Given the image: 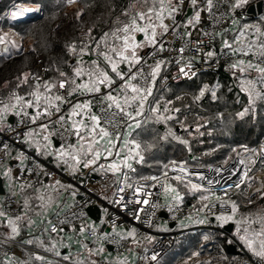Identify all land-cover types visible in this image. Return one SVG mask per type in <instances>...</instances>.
Wrapping results in <instances>:
<instances>
[{
	"label": "built area",
	"instance_id": "2783aa9c",
	"mask_svg": "<svg viewBox=\"0 0 264 264\" xmlns=\"http://www.w3.org/2000/svg\"><path fill=\"white\" fill-rule=\"evenodd\" d=\"M234 3L235 0H213V7L210 11L207 10L201 33L196 38L189 36L185 28L188 11L192 8L191 0H184L175 18H165L164 22L169 25L168 32L164 33L156 44H150L147 49H144L139 55L140 62L131 66L132 72L142 74L137 77L135 83L141 87L152 85V94L145 103L151 100L158 81L163 87L185 83L194 80L198 74L205 71L219 72L224 68H231L230 66L241 58L246 62L253 60L254 63L264 65L262 56L253 57L249 54L242 57L240 54L233 55L230 50L222 51L219 47V40L230 18L231 5ZM73 4L69 7L70 11L79 9L76 6L73 8ZM15 37L20 43L19 49L23 51L29 50L33 44L32 39L23 40L16 35ZM181 48L184 49L183 52L180 51ZM208 51L214 52L215 55L207 57L205 53ZM157 61L163 62L161 67L170 64L173 68L162 79L159 80L158 74L153 81L151 69ZM37 64L40 70L30 75L32 82L39 81L37 77L44 79L49 73V68L41 59ZM180 68H184L188 75L182 74ZM128 71L129 67L125 73L127 74ZM193 72L196 73L195 76L192 75ZM111 75L116 83L111 89L105 88L101 93L82 92L69 96L67 85L65 89H59L57 85L58 95L64 97L57 103L59 111L56 107L48 115L38 117L35 122L32 121L31 116L23 114L20 105L16 102L8 105L9 107L16 105L14 108H9L14 110L15 118L12 124L0 121V165L9 164L13 153L21 159V162L13 165L7 180L4 179L5 194L2 195L4 216L12 217L20 214L23 202L20 187L33 186L45 180L51 184L69 187L77 196L70 206L61 209L50 219L46 226V233L49 235H58L66 229L83 227V233L89 242L111 248L116 255L126 258L129 264H159L187 235L196 232H217L225 235L229 242L235 244L239 252L226 264H262L259 258L247 252L232 234L224 229V225L216 219V216L222 213L231 214V204L225 203L221 207V201H232L238 192V184H244L251 177L252 172L264 158V150H262L264 140L256 148L247 150L238 157L243 161L248 172L244 179H242L240 166L232 167L228 172H225L222 166H212L214 172L210 174L205 171L207 167L203 165L190 167L176 162L169 163L161 174L139 175L145 160V155L141 153L143 160L135 156L133 162L128 164L131 167L126 166L119 172H106L98 177L88 173L80 178L74 173L46 162L36 150L27 146L25 132L40 131L44 129L41 125H45V128L49 130L54 129L62 146L70 148L69 145L75 143L77 136L73 129L72 107L85 100L91 102L95 114L101 117V126L113 133V140L116 139V132L121 134L127 132V125L131 121L127 120L115 107L107 110V102L102 100L103 94L108 91H112L113 94L119 92V85L122 82L114 74ZM43 93L47 95L45 91ZM137 106L134 103L128 110L134 112ZM3 107L4 105L0 106V108ZM101 108L106 111L102 112ZM16 112H20V115H16ZM113 113L115 116L112 115ZM143 115L136 119L141 120ZM108 120L111 122L106 123ZM128 139L130 140V136ZM128 147L132 148L134 145L130 144ZM181 168L184 171H181ZM176 177L205 188L209 192L207 195L209 200L205 204L207 207L204 205L196 210L192 204L185 201L182 194H180L182 199L178 201L174 199L175 192L165 191L167 185H171L177 191L173 184ZM252 179L257 185L259 182L264 183V171L255 173ZM138 188L139 192H137ZM217 197L220 199L217 200ZM145 199L148 200L147 204L143 203ZM93 207L99 208V218L94 219L90 216L88 210ZM54 227L56 231H52ZM132 229H135L134 237L128 235ZM18 244L17 241L4 236L0 225V264H17L15 261L9 262L8 256L11 249ZM129 255H133L132 260ZM153 256L156 258L152 259ZM222 258V256L218 257L219 260ZM211 260L212 257L209 255L196 253L185 264H209Z\"/></svg>",
	"mask_w": 264,
	"mask_h": 264
},
{
	"label": "trees",
	"instance_id": "16d2710c",
	"mask_svg": "<svg viewBox=\"0 0 264 264\" xmlns=\"http://www.w3.org/2000/svg\"><path fill=\"white\" fill-rule=\"evenodd\" d=\"M74 1L82 7L79 18L76 16L78 11L69 10L72 3L69 4L68 0H0V38H3V42L0 43V106L15 103L16 95L35 103L30 93L36 89V85H41L39 91L43 93L45 91L43 82H57L62 79L59 75L61 71L71 77L72 68L76 66L77 60L83 62L86 73L91 68L90 62L93 60H96L102 69L109 71L103 57L97 54L96 41H100L105 32L109 33L106 41L100 43L99 51L108 52L115 58L111 47L119 48L122 41L115 40L111 33L117 28H122L124 23L130 22L131 17L135 15L136 6L145 9L149 6V2L146 4L144 0ZM129 5L135 7L130 8ZM29 7L34 10V14L23 11ZM16 10H20L22 14L14 17L11 13ZM125 10L128 11V15H124ZM89 29L92 30L90 36ZM8 32H13L23 40L32 39L33 44L27 51L17 48L14 52L7 48L6 52H3L1 47L5 45L4 38ZM73 42L77 54L70 52L67 47ZM82 47H85L83 54L80 52ZM40 59L49 68V73L44 79L39 78V81L32 82L30 75L39 72L40 66L37 62ZM119 67L125 72L128 65L125 62ZM172 68L170 64L163 65L159 72V80L168 75ZM233 70L224 68L219 72L205 71L192 81L167 87H163L158 81L148 113L141 121L140 127H135L130 132V140L139 143V152L145 155L139 175L161 174L171 162L186 163L190 167L200 165L225 167L233 163L243 152L256 148L264 140V98H258L254 93V103L249 105L248 95L241 91L240 87L241 80L248 75L239 77ZM24 73L29 74L27 82H24ZM87 79L85 74L77 79V83ZM205 84L209 85V88L205 90L204 96L196 100L195 97ZM216 85L219 87H214ZM261 85L258 84L255 89L264 93ZM67 86L68 89L71 87ZM56 89L57 87L51 93L55 94ZM213 90L216 92L215 99L211 95ZM154 107L159 109L157 113L151 111ZM165 107L170 111L164 112ZM245 107L249 108L248 113L243 117L237 116ZM177 108L179 112L174 111ZM158 115L173 118L158 121ZM169 130L180 137V140L175 139L173 135L166 136ZM181 140L187 143H182ZM190 156H193L194 160H191ZM259 171H264V158L252 172L251 178ZM250 179L240 187L241 190L232 201L240 208L241 214L248 211L249 214L246 215L253 218L256 215H264V198H259L256 203L252 202L255 196L250 195L248 191L254 182ZM173 184L194 209L199 210L205 205L204 200H201L203 193L206 197L209 194L205 188L193 190L192 183L185 180L174 179ZM250 201L253 204H247ZM205 236L208 239H205ZM197 241L206 245L202 249L203 253L200 252L202 255H213V261L209 264H226L234 257L225 253L228 238L217 232L189 234L173 249L182 251V257L189 258L198 249ZM222 246L225 247L224 253L215 254ZM219 256L223 258L219 260ZM164 262L162 264H166Z\"/></svg>",
	"mask_w": 264,
	"mask_h": 264
},
{
	"label": "snow or ice",
	"instance_id": "6c2138e0",
	"mask_svg": "<svg viewBox=\"0 0 264 264\" xmlns=\"http://www.w3.org/2000/svg\"><path fill=\"white\" fill-rule=\"evenodd\" d=\"M74 0H68V3H73ZM248 0H235V3L231 5L232 9L235 8H241L243 7ZM145 3H147V0H145ZM184 4V0H178L177 3H173V0H159V7L157 8L155 4L152 6H149L147 8V13L144 11H136L135 15H133L130 19L129 23H124L122 28H117L113 30L111 33L112 36L115 38V40L122 41V44L119 48L112 46L111 52L115 53V58L111 56L108 52H100L99 47L100 43L102 41H106L109 33L105 32L103 36L100 38V41H96L97 44V54L99 56H102L104 61L107 63V65L110 67L111 72L115 75V77L119 78V80L122 82L119 85V92L117 94H113L112 91H108L107 93H104L102 96V100L107 102V110H111L113 107H115L119 113H122L127 120L131 121L132 123H129L127 125L128 128H132L133 125L135 127H140V120L136 119V117H139L143 114L144 111V104L147 101L148 97L152 94V85L149 84L147 87H141L139 84L135 83L134 81L137 80L138 76H141L142 74L140 72H132L131 66L134 64H138L141 60V57L137 54V49L144 46V43L148 44H156L157 43V29H161L164 33L168 32L169 25L166 24L165 21V12L167 13L168 18H174V14L177 13V11L182 7ZM191 5L196 6L197 0H191ZM130 8H134L135 5H129ZM213 7V0H207V9L210 11ZM23 11H32V9H24ZM82 11V10H81ZM22 14L20 10L13 11L11 13L12 16H18ZM80 11L76 13L77 18L80 17ZM124 15H128V11L125 10ZM153 15L155 16V20L158 21V23L153 22ZM200 12L195 11L194 14L187 20L188 25H194L195 23H198L200 20ZM145 19L148 20L147 24L141 25L138 21H144ZM264 19V18H262ZM236 21H233L235 23ZM252 26L245 24L244 28L248 29ZM91 29L88 30V35L91 34ZM255 31L259 33L260 35H264V32L261 31L259 27L255 28ZM123 33V35H118V33ZM136 33H142L144 40L138 41L136 38ZM190 35V33H189ZM219 35V33H218ZM243 35V30L240 31V34L236 37V39L230 43L227 39L223 40L222 48L229 49L233 55L240 54L243 56H248L251 54L253 57L259 55L264 57V43H256V41H253L252 43H249L247 45V50L243 48H233V43H239L240 42V36ZM3 42V38H0V43ZM256 49H259V52L254 51V46ZM107 46V45H106ZM13 47H18V45L13 44ZM70 52L75 53L76 47L75 43L67 45ZM86 47V46H85ZM85 47H82L80 49V52L83 54L85 52ZM181 52L184 51L183 48L180 49ZM207 57H212L215 55L214 52L208 51L205 53ZM127 63L129 65V71L126 74L125 72L120 70L119 65L121 63ZM91 68L85 72V68L83 67V62L81 60H77L76 66L72 68L73 75L71 77H68V75L61 71L59 73L60 77L62 79H59L57 82H50V81H44L43 87L46 93H51L53 89H55L58 85L59 89H65L66 85H71L68 89V95L71 96L76 91H83L86 93H101L102 92V86L104 88L111 89L112 86L116 83V80L113 79V76L109 74L108 71L102 69L99 65V63L96 60H93L90 62ZM162 61H157L155 66L151 69V78L154 81L156 76L159 74L161 69ZM188 67L190 68L191 65L189 64ZM231 68L236 69L239 71V73L244 76L245 73H247L249 70H255L259 74V82L264 84V65L260 63H254L253 60H248L247 62L241 58L237 60V62L233 63ZM180 72L184 74L185 76L188 75L187 72H185L184 68H180ZM87 75L88 79L86 81L81 80V82L77 83V79L83 77L84 75ZM195 72L192 73L193 76H195ZM28 73H24V82H27ZM37 79H39L37 77ZM257 83L256 80L253 79H247L244 78L240 82L241 91H244L248 95V103L249 105H252L254 103L253 101V94L255 93V96L258 98H264V93L260 91H256L255 84ZM41 87L40 84L36 85V89L30 93L32 97H34L35 105L33 104V100H25L24 97L16 95L15 100L16 104L20 105L21 111H23V114L25 116H28L29 113L27 111H24L25 107L31 108L35 106L37 109L40 108V100L41 96H44V100L46 103L51 104L53 100L55 101H62L64 97L62 95H55L54 97L51 95H44L39 91V88ZM214 87H219V85H216ZM209 88V85L205 84L199 91V95L195 97L196 100H199L202 96L205 94V90ZM131 93V94H129ZM212 98H216V92L213 90L211 92ZM179 99V97H178ZM137 104L138 106L135 108L134 112L129 111L128 109L131 108L133 104ZM16 105H12L14 108ZM57 111H59V106L57 105ZM9 110L8 105H4L3 108H0V120L4 119V113ZM80 110V111H78ZM101 111H106V109L101 108ZM151 111L153 113H157L159 111L158 108H152ZM170 110L165 107L164 112H169ZM174 111L179 112L180 110L177 108ZM249 108L245 107L243 111L238 112L237 116L243 117L246 113H248ZM48 109H44V113H47ZM81 112H84L88 115V119L91 121L90 125H87L84 123L83 120L79 122L73 123V129L75 130V133L77 137L80 140L85 139L84 136L80 135L81 130L85 131L88 136L91 137V139L88 141V151L92 153L93 158L86 160L84 162V167L87 168L89 165L94 164L97 159L101 156V151L99 149H94L93 145L97 144L99 140H107V144L109 145L108 148H105L104 151L108 153V155H111V148L115 147V144L113 142L112 136L113 133L109 132V130L103 126H101V117L91 112V102L88 100H85L83 103H76L72 107L71 115H80ZM16 115H20V112H16ZM41 115V112L37 111L34 115H32L31 119L33 122L36 121V119ZM115 116V113L112 114ZM172 116H164V115H158L157 120H169L172 119ZM61 119H64V117H61ZM111 120L106 121V123H110ZM11 127V125H9ZM42 128H45V125H41ZM25 138L27 140L29 133L25 132ZM131 135L129 132L123 133L124 137V145L122 147H127L128 145H134V147L129 148V155L125 156L123 158L122 163H124L125 166L131 167L127 164V160L130 158V156L135 153L136 156H139L140 160H143L144 157L140 155V152L138 151L140 148V144L137 143L135 140H129L128 137ZM167 135H173L175 139L180 140V137L175 136L174 133H172L171 130H169L166 133ZM116 139L121 138V133L116 132L115 133ZM99 137V140H98ZM165 137H161V139H164ZM45 140H48V137H44ZM182 143H187V141L181 140ZM7 147V145H5ZM70 148H74L73 145H69ZM61 149H63V146L61 145ZM61 149H57L55 154L58 157H64V156H70L71 159H73L76 164L78 165L80 161V157L78 154L73 155L72 153H69L67 151H63ZM43 149L41 148L40 144L37 143L36 145V151L39 153ZM247 150V149H245ZM264 150V149H262ZM77 153L79 150H75ZM235 151V149H233ZM119 155V153H117ZM243 162V161H241ZM103 167V166H102ZM109 169L113 172L119 171L120 164H117L116 162L111 163L109 166ZM29 171H31L29 169ZM181 171H184L183 168H181ZM7 175V173H5ZM151 179H156V177H151ZM177 180L180 179V177H176ZM59 183V181H57ZM193 190L198 189L200 186L197 184L191 185ZM123 191V189H121ZM140 189H137V192H139ZM165 191H171L175 192L174 199L181 200L180 193L176 191L175 188H173L171 185H167L165 187ZM257 192L260 193V195L264 196V191H261V189H257ZM42 200L43 197H40ZM208 197L202 196L201 200H207ZM220 197H217V200H219ZM139 202V201H138ZM251 202V201H250ZM144 204L148 203V200L145 199L143 201ZM225 203L231 204V214H225L222 213L218 216H216V219L220 221L222 224L227 223L230 220H233L235 213L238 210V206L234 201H221V207ZM28 201L25 200V205L27 206ZM207 207V205H205ZM4 212H0V216H4ZM138 218V217H137ZM21 219L20 216L15 217L14 219L9 218L8 225L11 228L12 234L19 235V227L16 224L15 221H19ZM31 223V221H29ZM203 223V221H201ZM259 224V230H250L249 227H244L241 230V224ZM237 224V235L239 240L247 247V249L252 253L253 256L260 259L262 264H264V215L257 216L254 220H249L248 217H244L243 221H236ZM52 231H56V228L54 227ZM81 232L84 231V228L82 227L80 229ZM93 231H95L93 229ZM129 236L135 235V229H132L128 233ZM205 239H208L207 236H205ZM257 239L259 240V245L257 247ZM28 243H31V241H28ZM53 248H55V245H53ZM51 251L52 249H48ZM98 251H103V248L99 249ZM92 249H89V253L91 254ZM57 256H60V252H56ZM156 257L153 256L152 259H155ZM37 260H44V257L37 255ZM64 260L70 259L69 255H65L63 257ZM49 264L51 262L49 261ZM77 264H84V261H78ZM91 264H96V261H91Z\"/></svg>",
	"mask_w": 264,
	"mask_h": 264
},
{
	"label": "crops",
	"instance_id": "0c3cea01",
	"mask_svg": "<svg viewBox=\"0 0 264 264\" xmlns=\"http://www.w3.org/2000/svg\"><path fill=\"white\" fill-rule=\"evenodd\" d=\"M261 1L263 2L262 7H264V0H248V2L243 7L232 9L230 13V18L227 21L226 27L224 28V31L222 33V37L219 40V47L222 51L229 50L226 48H222L223 40L227 39L230 43H232L236 39V37L240 34L241 30H243V35L240 36V42L233 43V48L239 47L247 50V45L249 43H252L253 41H256V43H264V35H260L255 31V28L259 27L261 31L264 32V19H262L264 18V14L260 15L257 12V14L254 15V17L246 14L247 8L251 4H258ZM148 2H149V6L155 4L157 8L159 7V0H147V3ZM177 2L178 0H173V3H177ZM77 5L79 7V10L81 11L80 9L81 5L80 4ZM192 9L193 11L190 15H188L187 20L194 14L195 11L200 12L201 14L200 20L198 23H195L194 25H188L185 28L188 35L190 33L189 36L196 38L201 33L204 24V16L208 10L207 0H197V5L192 6ZM136 11H144L145 13H147V8L146 9L142 8V10L141 8H136ZM176 16L177 14L175 13L174 18ZM167 17H168L167 13L165 12V18ZM187 20L185 21V25L187 24ZM247 20H250L251 22ZM233 21L236 22L233 23ZM138 22L141 25H144L148 23V20L145 19L144 21H138ZM153 22L158 23V21L155 20L154 15H153ZM245 24L250 25L252 27L245 29L244 28ZM157 32L158 35L156 39L158 40L160 37H162L164 32L161 29H157ZM8 33L14 34L13 32H8ZM135 35L138 41L144 40L142 33H136ZM149 46L150 44L145 42L143 47L137 49V54L140 55L141 52L144 49H147ZM253 47H254V51L259 52V49H256L255 45ZM110 71L111 69L109 67V71H108L109 74L110 75L113 74ZM249 71L250 72L253 71V73H255L256 75L258 74L255 70H249ZM104 90L105 88L102 86V91ZM76 92L82 93L83 91L78 90ZM115 94L117 93H114V95ZM47 95H51L54 97L55 95H58V93L57 92L55 94L47 93ZM40 102L41 103L39 109L33 106L31 108L25 107L24 110L27 111L29 113V116L31 117L37 111L41 112L40 116H46L50 113V111H54L56 109V105L58 103V101L53 100L51 104H48L45 102L44 96H42ZM33 104L35 105V103ZM45 108L48 109L47 113H44ZM13 112H14L13 109H10L9 112H5L4 119L0 121L2 123H10L9 119L11 116H14ZM91 112L95 114L94 108L92 106H91ZM73 118H74V122H79L83 120L85 124L87 125L91 124V121L88 119V115L85 114L84 112H81L80 115H74ZM133 128H135V125H133L132 128H128L127 132L130 133L131 130H133ZM123 133L121 134L120 139L113 140L115 147L111 148V152H112L111 155H108V153L104 151L105 148L109 147V145L107 144V140L106 139L99 140L98 137L99 142L97 144H94L93 148L99 149L102 154L94 164L89 165V167L87 168L84 167V162L86 160L92 159L93 155L91 152L88 151V141L91 139V137L88 136V134L83 130H81L80 135L84 136L85 139L80 140L76 136V141L73 144L74 148H66L63 146V149H61L62 144L57 139L54 129L49 130L47 128L41 129L40 131L32 130L29 133L27 140H25V143L27 144V146L34 148V150H36V145L37 143H39L43 150L37 153L40 155L42 159H44L46 162L52 164L55 167L66 170L67 172L74 173L80 178L88 173H92L95 177H98L103 173L113 172L108 167L113 162L120 164L119 171L123 170L126 167L124 163H122V161L125 156L129 155L130 147L128 146L122 147V145H124L125 142ZM45 136L48 137V140L44 139ZM57 149L67 151L69 153H72L73 155L78 154L81 162L77 165L76 162L70 158V156H64L62 158L58 157L55 154ZM75 150H79V152L77 153ZM117 153H119V155H117ZM135 156H136L135 153H133L130 156V158L127 160V164L132 163ZM19 162H21V159L18 158V156H16L13 153V155L11 156V162L9 164L0 165V178L6 179L8 177L11 167ZM5 173H7V175ZM238 185L239 188L237 191L241 190L240 187L243 184L241 183ZM29 187L30 186L20 187V194L22 196L23 202L21 206V212L17 216H20L21 219L19 221H15L20 230L19 235L14 236L11 232V228L8 225L9 218L14 219L17 216H12V217L0 216V225L2 226L4 236L19 243L18 245L14 246L11 249V252L8 256L9 262L15 261L17 264H49L50 261L51 264H61V263L77 264L78 261H84V264H91V261H96V264H126V263L129 264L128 263L129 261L127 262L126 258H122L116 255L112 251V249L94 245V242H89L86 239L84 233L81 232L80 229L78 228L63 230L58 235L47 234L46 226L49 223L50 219L61 209L70 206L74 201V199L77 198V196L71 188L66 186L51 184L45 180L38 182L37 184H35L33 188H29ZM257 189H261V191H264V183L258 184L254 188L249 187V191H248L249 194L253 195V197L255 196L254 201H252L253 203H256V201L259 198H264V196L260 195V193L256 191ZM203 195L205 196L204 193ZM40 197H43V199L41 200ZM25 200L28 201L27 206L25 205ZM253 203L248 202L247 204H253ZM240 211H241L240 208H238L237 212L234 215L233 220H230L227 223H224L223 225L224 226L230 224L233 225V232L231 233L232 236L242 247H244L247 250V252H249L252 255V253L238 238L236 221H243L244 217L246 216L248 217L249 220H254V218L246 215L249 214L248 211L247 212L244 211L242 212V214ZM0 212H2L1 195H0ZM29 221H31V223H29ZM244 227H249L250 230H259L258 223L251 225L242 223L241 230ZM199 239L202 240L201 238ZM28 241H31V243H28ZM199 241H197L196 244V247H198V249L195 251V253L193 252L189 258L182 257L183 256V254H181L182 251H177L173 249L168 252V254L162 259L160 264H162L163 261H165L164 263L166 264H185L194 254L200 252L203 253L202 249L205 248L206 245L205 243L200 244ZM228 244H231V242L228 241L227 245ZM53 245H55V248H53ZM258 245H259V240L257 239V247ZM101 248H103V251H98ZM48 249H52V250L49 251ZM89 249H92L91 254L89 253ZM224 249L225 247L222 246L220 250L215 252V254L218 253V255H220L221 253H224ZM57 251L60 252V256L56 255ZM225 253L230 257L234 255L228 252L227 247ZM37 255L44 257V260L43 261L37 260L36 259ZM65 255H69L70 259L64 260L63 257ZM209 256L212 257L213 255H209ZM129 257L131 260L133 259V255H129ZM61 261H65V262H61ZM211 261H213V257Z\"/></svg>",
	"mask_w": 264,
	"mask_h": 264
},
{
	"label": "water",
	"instance_id": "95a60500",
	"mask_svg": "<svg viewBox=\"0 0 264 264\" xmlns=\"http://www.w3.org/2000/svg\"><path fill=\"white\" fill-rule=\"evenodd\" d=\"M263 6V2H259L258 4H251L248 8H247V12L246 14H248L249 16H252L254 17V15L257 14V12L262 15L264 14V7ZM193 9L190 8L189 11H188V15H190L192 13ZM141 37V36H140ZM9 122L12 124L14 122V116H11L10 119H9ZM235 166H240V169H241V172H242V179H244L247 175H248V172L247 170L245 169V165L243 162H241V159H236L233 163L225 166V167H222L223 170L225 172H228L232 167H235ZM205 171H208L210 174H213L214 172V168L213 167H207L205 169ZM239 183V182H238ZM5 194V188H4V179L3 178H0V195H4ZM90 216L92 218H99V208L97 207H93V208H90L88 210ZM172 227H174V224H172ZM224 229L228 232V233H232L233 232V225L230 224V225H227V226H224ZM111 249V248H110ZM227 249H228V252L230 254H234V255H238L239 252L237 251V248H236V245L235 244H228L227 245Z\"/></svg>",
	"mask_w": 264,
	"mask_h": 264
},
{
	"label": "rangeland",
	"instance_id": "374dc122",
	"mask_svg": "<svg viewBox=\"0 0 264 264\" xmlns=\"http://www.w3.org/2000/svg\"><path fill=\"white\" fill-rule=\"evenodd\" d=\"M75 3H77L76 1H74ZM73 2V3H74ZM72 3V4H73ZM73 4V8H75V6L77 5V4H79V3H77V4ZM71 4V5H72ZM76 7H78V5L76 6ZM136 8H141V10H142V8H144V7H142V6H136ZM28 9H31L30 7L28 8ZM73 11H75V12H77V11H80L79 9H73ZM27 13L28 14H34V10H32V11H27ZM251 20V19H250ZM250 20H247V21H249V22H251ZM253 20V19H252ZM4 41H5V44H7V45H4L3 47H1L2 49V51L3 52H6V49L7 48H11L12 49V51H14V50H17V48H21L20 47V43H19V41H18V39L15 37V35L14 34H12V33H8L6 36H5V38H4ZM13 44H15V45H18V47H13ZM8 46V47H7ZM234 71V73H236V75L237 76H239V77H241L240 75V73H239V71L238 70H236V69H234L233 70ZM246 75H248V76H245L244 78H247V79H250L249 78V76H252V77H256V78H253V80H256L257 81V83H256V85L255 86H258V84L259 85H261L262 83H260L259 82V80H258V78H259V75L257 74H255V73H253V71H248L247 73H245ZM262 87H263V89H264V84H262L261 85ZM77 93V92H76ZM149 104H150V101L149 102H147V103H145V108H144V111H143V117H142V119L140 120V122L145 118V116H146V114L148 113V110H149ZM26 140V139H25ZM30 147V146H29ZM30 148H32V147H30ZM34 149V148H33ZM192 158H190L191 160H194L193 158V156H191ZM177 163V162H176ZM179 164H186V163H182V162H179ZM187 165V164H186ZM189 166V165H188ZM259 172H261V171H259ZM251 178V177H250ZM249 178V179H250ZM6 180H7V178H6ZM250 180H254V179H250ZM259 184H261V182H259ZM257 186V183L256 182H254L253 183V186H251V188H254V187H256ZM208 200L209 199H207V200H204V204H206L207 202H208ZM257 216H259V215H256V216H253V218L255 219ZM127 264V263H126Z\"/></svg>",
	"mask_w": 264,
	"mask_h": 264
},
{
	"label": "bare ground",
	"instance_id": "6f19581e",
	"mask_svg": "<svg viewBox=\"0 0 264 264\" xmlns=\"http://www.w3.org/2000/svg\"><path fill=\"white\" fill-rule=\"evenodd\" d=\"M33 10V9H32Z\"/></svg>",
	"mask_w": 264,
	"mask_h": 264
}]
</instances>
